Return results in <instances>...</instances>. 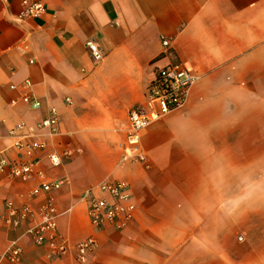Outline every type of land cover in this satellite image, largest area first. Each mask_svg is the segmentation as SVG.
Wrapping results in <instances>:
<instances>
[{"label":"crops","instance_id":"0c3cea01","mask_svg":"<svg viewBox=\"0 0 264 264\" xmlns=\"http://www.w3.org/2000/svg\"><path fill=\"white\" fill-rule=\"evenodd\" d=\"M20 12V0H0V150L15 159L7 131L57 110L47 150L72 156L53 168L40 153L37 168L67 178L53 196L71 250L48 260L25 225L0 227V253L14 240L22 249L2 264H264V0H45L39 18ZM170 63L199 78L184 107L141 132L145 169L123 160L127 114ZM25 80L38 109L21 100ZM105 180L127 182L134 198L121 231L87 218L83 193ZM37 184L0 174V212L6 199L36 207ZM91 234L95 248L76 261L74 245Z\"/></svg>","mask_w":264,"mask_h":264},{"label":"built area","instance_id":"2783aa9c","mask_svg":"<svg viewBox=\"0 0 264 264\" xmlns=\"http://www.w3.org/2000/svg\"><path fill=\"white\" fill-rule=\"evenodd\" d=\"M20 18H39L45 12V0H20ZM171 40L162 38L164 53L168 54ZM85 46L95 63L100 62L104 54L93 40H87ZM198 76L185 63H170L158 68L146 87L145 104L132 107L127 114V128L124 142L123 160L138 161L145 169L150 168L145 152L140 148V134L153 121L185 106L192 86ZM15 88L14 85L10 86ZM30 81L23 82L22 102L31 109H38L40 101L31 94ZM70 102L69 98L65 99ZM60 117L54 107L48 115L35 124L28 125L21 121L7 131L6 138L16 151L15 159H9L0 150V174L21 181H37L29 191V196L36 199L43 196L35 207L30 204L16 205L6 199L0 212V227L18 229L25 225L24 235L30 237L35 246L44 248L48 260L61 258L71 250L67 239L59 232L53 192L58 191L67 182V178L49 179L45 172L37 168L38 155L45 153L51 167L57 168L63 160L70 159L72 153L64 151L62 155L48 151L46 138L59 132ZM87 201V218L94 230L111 226L121 231L133 220L136 205L130 186L122 180H105L91 186L83 193ZM242 237L238 236V240ZM96 239L93 234L74 245L75 260L84 262L93 251ZM22 254L18 240L12 241L0 253V264L16 263Z\"/></svg>","mask_w":264,"mask_h":264}]
</instances>
